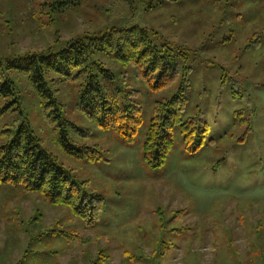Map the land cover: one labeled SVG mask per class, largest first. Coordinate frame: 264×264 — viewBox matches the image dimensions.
Segmentation results:
<instances>
[{"label": "rangeland", "instance_id": "rangeland-1", "mask_svg": "<svg viewBox=\"0 0 264 264\" xmlns=\"http://www.w3.org/2000/svg\"><path fill=\"white\" fill-rule=\"evenodd\" d=\"M131 1L0 0V47L44 49L111 26L156 30L157 41L193 51L183 118H202L205 140L199 147L187 142L177 126L165 163L151 167L143 142L152 106L171 96L180 79L154 92L131 66L113 65L117 78L109 88L136 90L144 106L133 142L79 108V81L53 85L64 116L91 131L77 144L104 149L98 160L59 145L35 103L15 106L0 129L29 120L43 147L103 202L89 225L39 192L0 182V264H86L98 249L110 256L106 264H152L154 250L165 246L160 264H264V0Z\"/></svg>", "mask_w": 264, "mask_h": 264}, {"label": "trees", "instance_id": "trees-1", "mask_svg": "<svg viewBox=\"0 0 264 264\" xmlns=\"http://www.w3.org/2000/svg\"><path fill=\"white\" fill-rule=\"evenodd\" d=\"M165 1L149 0L152 6ZM152 34L158 32L139 25L111 26L80 32L44 49L10 52L0 47V120L17 105L22 109L26 103H35L38 117L56 128L59 145L77 157L98 160L104 156V149L77 144V139L90 137L91 131L64 116L53 85L79 81V108L100 128L114 129L125 141L133 142L145 122L144 106L135 100L136 90L119 94L109 88L117 78L113 65L131 66L136 79L154 92H166L180 79V86L171 96L153 103L143 142L147 163L151 167L165 163L177 126L187 142L196 140L199 147L208 130L206 122L199 116L183 118L191 85V66L187 62L193 51L170 40L159 42ZM0 137L4 138L0 141L1 183L39 192L51 204L69 207L89 225L98 221L103 196L84 190V181L73 180L56 155L43 147V139L29 120L1 128ZM165 249L168 247L154 250L152 264H160ZM109 260L107 252L98 249L86 264H106Z\"/></svg>", "mask_w": 264, "mask_h": 264}, {"label": "bare ground", "instance_id": "bare-ground-1", "mask_svg": "<svg viewBox=\"0 0 264 264\" xmlns=\"http://www.w3.org/2000/svg\"><path fill=\"white\" fill-rule=\"evenodd\" d=\"M14 56H15V54H14Z\"/></svg>", "mask_w": 264, "mask_h": 264}]
</instances>
